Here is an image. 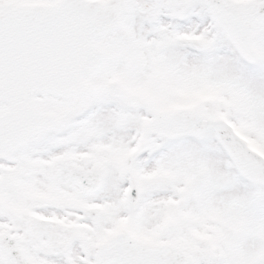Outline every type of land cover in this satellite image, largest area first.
<instances>
[{
  "label": "snow or ice",
  "instance_id": "snow-or-ice-1",
  "mask_svg": "<svg viewBox=\"0 0 264 264\" xmlns=\"http://www.w3.org/2000/svg\"><path fill=\"white\" fill-rule=\"evenodd\" d=\"M0 264H264V0H0Z\"/></svg>",
  "mask_w": 264,
  "mask_h": 264
}]
</instances>
